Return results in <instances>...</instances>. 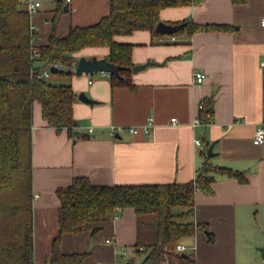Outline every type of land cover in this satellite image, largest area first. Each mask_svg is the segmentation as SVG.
Wrapping results in <instances>:
<instances>
[{"label": "crops", "instance_id": "0c3cea01", "mask_svg": "<svg viewBox=\"0 0 264 264\" xmlns=\"http://www.w3.org/2000/svg\"><path fill=\"white\" fill-rule=\"evenodd\" d=\"M59 1L64 12L72 11L67 18L64 12L60 15L59 36L71 25L95 23L108 12L109 0L68 4L55 0V4ZM43 11L41 2L32 19L38 44L50 32L47 10ZM263 18L264 0L238 4L203 0L162 8L159 21L165 23L190 20L229 28L184 30L178 36L151 37L147 30L115 36L133 45L132 66L153 63L135 72L131 66L132 87L113 85L107 72L76 75L73 71L66 81L75 92L72 113L77 125L71 133L47 126L39 103L33 102V264H49L52 240L59 230L55 190L68 186L73 177L84 176L94 185L184 183L194 179L204 156L209 164L241 172L245 181L214 174L210 194L195 189L190 220L203 228L179 242L186 247L180 253L191 254L192 260L160 264H264L259 250L264 240V143L253 140L257 124L264 122ZM107 54V47H90L76 56L106 59ZM196 72L203 74L200 82L195 80ZM81 92L96 102H83L78 98ZM204 102L211 108L212 121L193 126ZM149 116L152 126L146 133H110L111 125L141 127ZM151 224V218H138L125 207L113 219L95 223L94 233H63L60 250L87 252L82 264H110L119 258L118 250L126 249L127 262L139 263L144 253L133 245L137 234L152 235Z\"/></svg>", "mask_w": 264, "mask_h": 264}, {"label": "trees", "instance_id": "16d2710c", "mask_svg": "<svg viewBox=\"0 0 264 264\" xmlns=\"http://www.w3.org/2000/svg\"><path fill=\"white\" fill-rule=\"evenodd\" d=\"M203 0H109L108 12L88 25H71L63 36L57 35V23L64 12L60 1L52 9L50 32L38 45L39 55L30 54L29 15L20 0H0V264H33L31 119L33 102L39 103L47 126L66 128L71 133L77 125L72 113L75 96L69 83L50 81L71 77L76 54L85 48L107 47L106 59L121 66L119 77L111 75L113 85L132 87L130 79L132 44L119 42L117 35L147 30L151 37L159 21V11L168 6L198 4ZM245 0H232L243 3ZM170 35L182 31L227 29V24H198L190 20ZM178 24V23H176ZM215 25V26H214ZM59 67L50 70V65ZM50 76L37 77L47 68ZM34 69L36 72H31ZM212 115L208 103L199 109L202 123ZM214 174L245 181L242 173L212 165L204 156L193 180L184 183L94 185L84 176L73 177L70 184L55 190L59 199V230L52 240L49 264H82L87 252L63 253V233H94L95 223L109 221L120 209L130 207L140 218H151V236L137 234L133 245L144 257L135 264L182 263L192 260L182 256L175 244L203 225L190 220L194 190L212 192ZM133 264L132 260L128 261Z\"/></svg>", "mask_w": 264, "mask_h": 264}, {"label": "built area", "instance_id": "2783aa9c", "mask_svg": "<svg viewBox=\"0 0 264 264\" xmlns=\"http://www.w3.org/2000/svg\"><path fill=\"white\" fill-rule=\"evenodd\" d=\"M64 2L66 4H68L70 2V0H64ZM20 4L23 8H25V10L27 11L28 15H29V35H30V54L32 58H36L39 55V48H38V41H39V35L37 34V27L33 22V17L38 13L40 7H41V1L40 0H20ZM260 24L262 26H264V18L261 20ZM50 66H55L56 68L59 67L58 63H53ZM31 72H36L34 69L31 70ZM37 77H45L48 78L50 76L48 67L44 68L42 70H39L38 72H36ZM195 76V80L200 82L203 78V74L201 72H196L194 74ZM201 108V107H200ZM207 117V121L203 124H208L211 123L212 119H211V115L206 114ZM175 118H171V121H175ZM201 120L198 116H195V118L193 119L192 125H197V124H201ZM152 126V117L149 116L146 120V122L141 126V127H137V126H114L111 125L109 127L110 133L112 135H118L123 131H128L131 134H135L138 131L141 132H148L150 130V127ZM253 140L255 143L258 144H262L264 143V122H260L257 124L254 133H253ZM194 144L196 146H199L201 144L200 140L198 138H195L194 140ZM106 242H109L110 239L106 238L105 240ZM174 249L178 252L180 251H184L186 249V247L180 243H177L174 247ZM119 258L115 259L112 263L110 264H129L127 262V258H128V252L126 249H120L117 251ZM101 264H108V263H101Z\"/></svg>", "mask_w": 264, "mask_h": 264}, {"label": "water", "instance_id": "95a60500", "mask_svg": "<svg viewBox=\"0 0 264 264\" xmlns=\"http://www.w3.org/2000/svg\"><path fill=\"white\" fill-rule=\"evenodd\" d=\"M182 26H183V23L170 24V23L158 21L155 25L154 30L160 34H173L178 29H180ZM152 63L153 62H151V61H146L142 64L133 65L131 69L133 72H135L138 69H142V68H144L147 65H150ZM55 68H56L55 66H50L49 69L54 70ZM120 69H121V66L110 63L105 58H97L95 56H92L90 58H86L85 56H80L76 61L74 73L76 75H80L81 73L92 74L94 72H107V73H110L116 77H119V70ZM78 98L80 100H82L83 102H87V103L96 102L95 100L85 96L83 92H81L78 95ZM211 147L212 146L208 147V150H207L208 154L211 153L210 152ZM259 250L261 251L262 256L264 257V240H263L262 246L259 247ZM181 255L185 256L184 253H181Z\"/></svg>", "mask_w": 264, "mask_h": 264}, {"label": "rangeland", "instance_id": "374dc122", "mask_svg": "<svg viewBox=\"0 0 264 264\" xmlns=\"http://www.w3.org/2000/svg\"><path fill=\"white\" fill-rule=\"evenodd\" d=\"M41 2H42V11L43 10H47V11H45V15H46V17L48 18V25H50V28H51V23H52V16H53V13L51 12V10L55 7V0H40ZM65 4V3H64ZM44 12V11H43ZM72 11H70V10H66L63 14H65L64 16H63V18H67L69 15H70V13H71ZM60 21V20H59ZM57 24H59V22L57 23ZM122 35H119V37H121ZM73 71H74V69H72ZM49 80L50 81H54V82H62V83H65L66 81H68V77H61V78H58V77H56V76H53V75H51L50 77H49ZM130 251H131V253L132 254H134V251H133V249L131 248V249H129Z\"/></svg>", "mask_w": 264, "mask_h": 264}]
</instances>
